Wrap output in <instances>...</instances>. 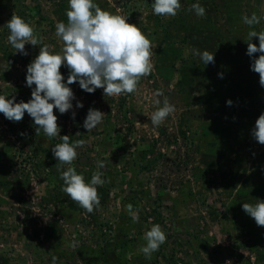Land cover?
<instances>
[{
	"label": "rangeland",
	"instance_id": "obj_1",
	"mask_svg": "<svg viewBox=\"0 0 264 264\" xmlns=\"http://www.w3.org/2000/svg\"><path fill=\"white\" fill-rule=\"evenodd\" d=\"M240 1L247 15L257 14L250 5L257 1L264 16V0ZM96 2L102 9L128 15V22L148 35L154 45L153 70L140 80L136 92L119 97L104 96L103 89L88 93L78 82L73 83L69 87L75 95V118L71 111L62 115L54 109L60 135H69L70 141H86L77 149L72 166L90 180L100 162L106 165L102 169L106 183L98 187L100 205L91 214L62 190L51 152L60 137L49 139L42 132L37 136L26 112L20 122L9 121L0 113V264H52L53 255L58 257L57 264H264V227L257 226L241 207L244 202L264 200V191L236 196L237 191L221 179L226 170L220 159L227 153H221L218 146L222 140L204 127L209 121L208 116L202 120L201 106L197 110L190 105L191 97L197 103L199 97L192 94L182 99L185 92L179 91L190 61L201 66L196 49L213 51L215 58L214 64L198 68L197 81L205 77V71L211 75L216 67L225 70V63L216 64L218 49L214 45L208 48L194 39L181 41L183 31L197 21L188 11L195 0H180L175 17L154 15L153 0ZM67 6L68 0H0V94L14 97L16 102L31 98L26 68L39 52V46L30 44L25 45L27 55L14 52L7 40L11 15L30 20L43 41L59 50L62 41L55 34V25L66 22ZM241 27L237 37L247 50L248 32L264 28V19L254 28L244 23ZM252 42L258 46V37ZM9 61V69L4 70ZM251 62L246 84L254 87L257 81ZM60 71L66 81L67 67ZM158 89L175 106V112L157 128L150 116L156 110L154 93ZM240 89L250 95L248 84L242 83ZM77 101L83 107L76 108ZM90 107L105 114L103 122L87 132L83 121ZM209 141L218 144L211 146ZM245 147L249 150L229 147V162L245 167L237 176H255V183L263 184L264 148L258 146V152L256 147ZM253 186L251 180L245 191ZM230 202L238 207H229ZM129 203L138 209V222L126 210ZM153 223L162 226L167 240L151 259H145L140 252L145 243L142 236ZM72 241L76 248L69 246Z\"/></svg>",
	"mask_w": 264,
	"mask_h": 264
},
{
	"label": "clouds",
	"instance_id": "obj_2",
	"mask_svg": "<svg viewBox=\"0 0 264 264\" xmlns=\"http://www.w3.org/2000/svg\"><path fill=\"white\" fill-rule=\"evenodd\" d=\"M180 9V0H153L152 3L153 14L157 16L175 17ZM188 11L198 17L206 15L205 7L199 2L191 4ZM66 17V22L58 21L55 25V34L62 41V47L56 50L54 45L43 41L30 20L15 13L11 15L7 21V40L14 52L27 55L26 44L39 46V52L26 68V86L31 88V98L27 102H16L14 97L0 94V113L9 121L20 122L26 112L34 122L37 136L42 132L49 139L60 137L61 142L55 144L51 152L57 161L55 167L63 182L62 190L86 213L91 214L100 205L98 187L106 183L102 171L106 165L100 162L90 180H86L72 166L78 156L77 149L86 141H70L69 135H60L54 109L62 115L71 111L72 118H75L72 103L75 95L69 86L76 82L88 93L103 89V95L108 97L136 92L140 80L153 70L154 45L140 27L128 22V15L102 9L96 0H68ZM262 19L264 16H258L255 12L242 17L243 23L249 28H254ZM253 37H258V46L252 42ZM246 42V54L253 58L250 68L259 75V83L264 87V30L249 31ZM257 53L258 56L255 55ZM194 54L200 57L204 65L215 63L213 51L196 49ZM10 63L7 62L4 70L9 69ZM61 67L68 69L66 81ZM218 75L222 78V74ZM154 96L157 97L156 110L151 113L150 120L158 128L175 112V106L159 89ZM226 104L231 106L232 101L229 99ZM75 107L81 108L83 104L77 101ZM104 114L95 108L88 109L83 121L87 132L103 122ZM252 136L257 143L264 145V112L255 120ZM240 187V184L235 186L237 192ZM125 207L133 221L138 222V215L135 214L138 209L134 210L130 203ZM242 209L254 219L257 226L264 227V200L244 202ZM142 239L145 243L140 252L145 259H151L152 254L166 242L167 236L160 224L153 223ZM69 246L76 248L77 244L72 241ZM51 261L57 264L58 257L53 255Z\"/></svg>",
	"mask_w": 264,
	"mask_h": 264
},
{
	"label": "crops",
	"instance_id": "obj_3",
	"mask_svg": "<svg viewBox=\"0 0 264 264\" xmlns=\"http://www.w3.org/2000/svg\"><path fill=\"white\" fill-rule=\"evenodd\" d=\"M259 2H262V0H259ZM250 5H252L254 9H257L256 11L258 16H262L261 12L263 7L260 9V4L258 5L257 1L255 3H250ZM245 15L247 14L244 12L242 17ZM239 32L241 31H238L237 34H239ZM237 34L235 36H237ZM236 38V41L241 46H239L237 42L235 45L231 46L230 54L232 59L225 62V70H219L218 72H214L207 77L204 88L207 87L209 90L204 91V89L199 88L198 90H195V92L188 94L193 88V81L192 78L187 74L184 85L185 90L182 91L185 92V94L181 93L182 99L189 98L192 94H194L196 97H199V103H197V101L195 102V98L191 97L192 102H190V105H194L197 110V107L201 106V110H203L201 115L202 120L205 121L204 117L208 116L207 120L209 121L208 126L204 125V127L214 131L215 137H217V133L221 136L220 140L222 138V141L220 144H218V146H221V153H228L229 147L234 145L242 149L245 148L244 151L249 150L245 146H252L256 147L257 149L259 147L264 148V145L257 143L252 136V130L255 127V120L261 112H264V87H262L259 83V75L254 72V78L257 81V86L254 85L252 89H255V93L246 96L244 91L240 89L241 85L238 83L246 82L245 80L243 81L242 78L250 74L247 71V67L249 66L250 60L253 58L246 54V50L239 42L240 38ZM258 55L259 53H257V56ZM246 61L248 62L246 63ZM190 62V67L188 69L189 71L191 69L193 70L195 67L194 64H197L193 63L192 61ZM200 64H203V62L201 61ZM244 67H246V69H244ZM218 74H222V78ZM259 89L262 91L258 92ZM229 99L232 101L231 106L226 104V101ZM207 101H209V103H207ZM209 142H211V146L212 144H215L212 141ZM260 151L261 150L258 149V152ZM227 153L224 155L225 159H220L225 165L226 170H224L225 177H221V179L228 181L226 183L230 184L234 191H236L235 186L237 184L241 185L244 179L240 175L237 176L238 171L242 172L245 170V167H242L239 162H229ZM253 153H255V151ZM243 154L244 152L241 151V155ZM246 172H248L249 175L255 174L252 172L249 173V171ZM246 177H248V175ZM249 180L250 182L252 180V184H255V186H253V189L251 190H246L243 194L250 196L256 195L257 191L259 190L264 191V179L261 178L263 184H256L255 181L257 180V177L255 176L249 177ZM247 185L248 184L245 185V189H247ZM237 218L240 219L239 216ZM240 222H242L241 219ZM113 257H115L114 254Z\"/></svg>",
	"mask_w": 264,
	"mask_h": 264
},
{
	"label": "trees",
	"instance_id": "obj_4",
	"mask_svg": "<svg viewBox=\"0 0 264 264\" xmlns=\"http://www.w3.org/2000/svg\"><path fill=\"white\" fill-rule=\"evenodd\" d=\"M195 2L197 1L195 0ZM199 3H201L202 6L205 7L206 15L204 17H199V18L197 16V19H196L197 21L190 23L189 27L191 28H186L187 30L183 31V35L181 36V41L188 42L189 39H194L200 42L201 45H205L208 48L211 47V45H214L218 49V57H217L216 64L220 65L221 67L227 60L232 59V56L230 54V49H231V46L235 45V43L237 42L236 41L237 36H235L234 34H237L238 31H242L241 24L243 23H241L240 20H242L241 17H242L243 12H242L241 7L243 5L241 4L240 0H201L199 1ZM190 13L192 14V16H196L194 12L190 11ZM261 30H264V28H262ZM229 35H232V36H229ZM225 46L228 48L229 51L228 50L224 51ZM200 65L204 66L203 64H200ZM199 67H194L193 70L191 69L188 74L192 78V81H193L192 90L195 91L200 88V89H204V91H208L209 89H207V87L204 88L205 81L207 79L205 77H208L210 73L208 74L205 71L204 73L205 77L201 79L200 81H197L199 80V78L195 77V75L199 71L198 70ZM215 69H216V72L219 70L222 71V69L218 67H216ZM247 78L248 77H244L242 79L243 81L245 80L246 82H248L249 78L248 79ZM185 79H186V75L183 78V80L181 79V81H179L180 82V88H179L180 92L185 90L184 89ZM246 82H243V84L245 86L248 84L251 87V91H248V94L255 93V89H252L253 84L250 82L246 84ZM238 84L241 85L242 83H238ZM192 90L189 93L187 91L186 92L190 94L191 92H193ZM207 103H209V101H207ZM217 136H220V135L217 133ZM212 142L215 143L214 145L218 144L217 141H212ZM249 182L250 181L247 178L243 181L239 191L235 193L236 196L238 195L240 196L241 194L245 192V185L248 184ZM229 207L236 208L238 206L237 204L233 205V202L232 203L230 202Z\"/></svg>",
	"mask_w": 264,
	"mask_h": 264
}]
</instances>
